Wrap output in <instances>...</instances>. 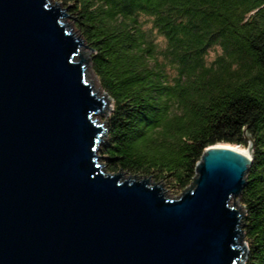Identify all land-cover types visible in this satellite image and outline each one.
Returning <instances> with one entry per match:
<instances>
[{
    "label": "water",
    "instance_id": "water-1",
    "mask_svg": "<svg viewBox=\"0 0 264 264\" xmlns=\"http://www.w3.org/2000/svg\"><path fill=\"white\" fill-rule=\"evenodd\" d=\"M64 12L0 0V264H241L234 198L250 139L248 158L205 149L176 199L145 177L109 173L96 119L106 98L87 80L84 41Z\"/></svg>",
    "mask_w": 264,
    "mask_h": 264
},
{
    "label": "trees",
    "instance_id": "trees-1",
    "mask_svg": "<svg viewBox=\"0 0 264 264\" xmlns=\"http://www.w3.org/2000/svg\"><path fill=\"white\" fill-rule=\"evenodd\" d=\"M110 99L109 173L193 186L205 149H247L244 264H264V0H57ZM219 53L208 62L209 51Z\"/></svg>",
    "mask_w": 264,
    "mask_h": 264
},
{
    "label": "rangeland",
    "instance_id": "rangeland-1",
    "mask_svg": "<svg viewBox=\"0 0 264 264\" xmlns=\"http://www.w3.org/2000/svg\"><path fill=\"white\" fill-rule=\"evenodd\" d=\"M49 3L51 6H55L57 5L60 9H65V7L57 0H49ZM64 14H66L69 18H62V23L64 24V26L69 29L72 33V35L74 37H79V33L77 32L76 28H75V24H74V20L72 19V17L68 14L67 10L65 9V12ZM219 53V50L217 48L209 51L208 53V56H207V59H208V62L212 61L215 56ZM79 55L80 57L82 58V60L85 62V70H86V77H87V80L90 84L93 85V88L95 89V91H97L99 93V96L100 97H105V101L103 102V104L105 106L102 107V110H101V114H99V116L96 118L97 121L99 122V124L102 126L103 129H105V122H106V119L111 111V106H112V103L110 101V99L104 94V92L101 90L100 86H99V83L97 81V79L95 78L92 70H91V52L88 50L86 44H84V48L81 49V51L79 52ZM106 143V135L104 134L102 137H101V145L99 146V153L98 155L101 157L100 159V164L105 166L104 164V158L101 154V150L103 148V146L105 145ZM246 150V149H245ZM244 150V151H245ZM107 170V169H106ZM135 176V178H134ZM132 177V178H130ZM135 179V181H139V180H143L144 177H141V176H136V175H131V174H126V173H123V176H122V180H128V179ZM150 178H145V180H148ZM149 183L150 184H155L156 186L160 187L161 185L160 184H157V183H154L152 182V180L150 179L149 180ZM162 187V186H161ZM162 189L164 190L163 192L165 193L167 190L165 188L162 187ZM189 189V188H188ZM183 192L177 194V195H172L171 193H169L168 191L165 193L166 196H169L171 199H176L178 198ZM230 206L232 207L233 206V200H231L230 202ZM234 207L235 209L239 210V211H243L238 203V200L237 198H234ZM240 242V241H239ZM241 243L243 245V247L245 248V254H244V257L242 258L241 260V264L244 263V259H245V255H246V247L244 245V242L241 238Z\"/></svg>",
    "mask_w": 264,
    "mask_h": 264
},
{
    "label": "bare ground",
    "instance_id": "bare-ground-1",
    "mask_svg": "<svg viewBox=\"0 0 264 264\" xmlns=\"http://www.w3.org/2000/svg\"><path fill=\"white\" fill-rule=\"evenodd\" d=\"M212 148L219 149V150H230V151H233V152H238V154H242L241 156H243L244 158H248L247 153L243 149L236 148L234 146L216 145V146H214Z\"/></svg>",
    "mask_w": 264,
    "mask_h": 264
}]
</instances>
